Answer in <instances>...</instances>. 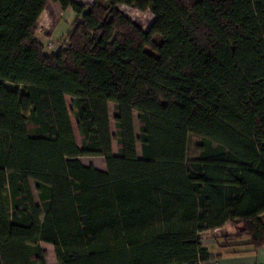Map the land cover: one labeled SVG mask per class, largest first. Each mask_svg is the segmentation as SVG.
I'll use <instances>...</instances> for the list:
<instances>
[{"label": "trees", "instance_id": "16d2710c", "mask_svg": "<svg viewBox=\"0 0 264 264\" xmlns=\"http://www.w3.org/2000/svg\"><path fill=\"white\" fill-rule=\"evenodd\" d=\"M49 2L75 14L53 56L36 36ZM93 157L105 172L77 160ZM226 224L243 234L200 243ZM42 243L56 264L264 248V0H0V264H45Z\"/></svg>", "mask_w": 264, "mask_h": 264}, {"label": "crops", "instance_id": "0c3cea01", "mask_svg": "<svg viewBox=\"0 0 264 264\" xmlns=\"http://www.w3.org/2000/svg\"><path fill=\"white\" fill-rule=\"evenodd\" d=\"M72 3L74 4H78L80 6H91L94 4L95 0H70ZM119 10L121 13H123L126 17H128L130 19L131 14L134 13H140L137 11H134L132 9H129L127 7L124 6H120ZM125 13H124V12ZM145 13H149V12H145ZM143 13V14H145ZM39 19H38V31H37V40L38 42L42 45L43 47V52L47 55V56H53L57 53V51L59 49L55 48L54 46L52 47V50H47L46 47V43L47 41H52V43L54 44H60L64 39L65 35L69 32L70 30V26L72 25V22L75 18V14L74 11L72 9V7H67L66 9H62L60 7V4L58 3H52L49 2L46 6V8L43 10V12L41 13V15H39ZM153 18V16H152ZM46 42V43H45ZM54 49V50H53ZM114 155H116L113 152ZM84 159V158H82ZM89 159V158H86ZM92 160L94 159H98L99 161H101L99 157H93L90 158ZM77 160H79L81 162L82 165L89 167V166H93L92 163H84L81 158H78ZM103 163L104 160L102 159ZM98 169V171H102L105 172V165L102 168H96ZM227 225L223 226V228L221 229H217L216 231H223L222 229H224ZM213 232V231H212ZM206 234V233H204ZM203 235V234H202ZM238 234H225L224 236H237ZM222 236V237H224ZM239 236V235H238ZM221 237V236H220ZM217 237V238H220ZM216 238V239H217ZM213 243L214 241L209 242L207 245H205V247H207L209 249V251L214 252L215 254L217 253V251H215L214 247H213ZM210 264H264V248H261V250L258 251V253L256 254H241V255H234V256H223V257H219L218 259H216V261H214L213 263Z\"/></svg>", "mask_w": 264, "mask_h": 264}, {"label": "rangeland", "instance_id": "374dc122", "mask_svg": "<svg viewBox=\"0 0 264 264\" xmlns=\"http://www.w3.org/2000/svg\"><path fill=\"white\" fill-rule=\"evenodd\" d=\"M129 16H130V20L132 21V24L133 23L136 24L142 31H147L149 26L151 25V22L153 21L152 15L150 13L143 14L140 12V13L131 14ZM61 43L57 45V44L52 43V41H47L46 46H48V44H52V46H54L55 48L60 49ZM65 100H66L68 108L70 109L71 108V104H70L71 101L69 100V97H66ZM113 108H114L113 104H109L108 109H107L109 111V124H110V132H111L110 134H112V136L115 135L114 134L115 133V126H114V122H112L113 121V114H114ZM136 120H137L136 115H134L133 121H134L135 133L138 134L137 133L138 123ZM71 121H72L71 124L73 125V129H74V134H75L74 136H75L77 148H80V146L82 145V141H81L80 136H78V132L76 130V127L74 124L75 121H74L73 117L71 118ZM199 141H201V139L198 136L193 135V134L188 135L187 142H186L187 143V152H186V160L187 161L195 160L198 158L199 155H198V151H197V146L199 145ZM112 148H113V152L117 155V146H116L115 142L113 143ZM137 153L140 156L139 146H138ZM81 160L86 164L89 162L92 163V165H94L95 168H101V166L103 168L105 165V163H103L102 159H100L101 161H99L98 159L92 160V159H86V158L82 159L81 158ZM105 169H106V167H105ZM30 186H31L32 191H33V195H34L33 198H35V200L38 201L36 198L37 195L35 193L34 186H32V184H30ZM222 230L223 231L219 230V231H216L215 233L209 232V233L201 235L200 239H199L200 243L203 246H205L209 242L214 241L215 238L220 237V236L222 237L225 234L226 235L230 234V233L238 234V235L243 234L241 226H234L232 224L227 225ZM40 246H41L42 251L45 254V264H56V260L54 258L55 255H54L53 247L50 246L49 244H45V243H42Z\"/></svg>", "mask_w": 264, "mask_h": 264}, {"label": "built area", "instance_id": "2783aa9c", "mask_svg": "<svg viewBox=\"0 0 264 264\" xmlns=\"http://www.w3.org/2000/svg\"><path fill=\"white\" fill-rule=\"evenodd\" d=\"M52 47H53L52 44H48V46H46V49L47 50H52ZM215 232H216V230L213 231V233H215Z\"/></svg>", "mask_w": 264, "mask_h": 264}]
</instances>
